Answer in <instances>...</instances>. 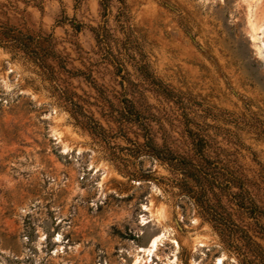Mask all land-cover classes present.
I'll return each mask as SVG.
<instances>
[{
  "label": "rangeland",
  "instance_id": "obj_1",
  "mask_svg": "<svg viewBox=\"0 0 264 264\" xmlns=\"http://www.w3.org/2000/svg\"><path fill=\"white\" fill-rule=\"evenodd\" d=\"M102 1L0 0V264H254L264 0Z\"/></svg>",
  "mask_w": 264,
  "mask_h": 264
},
{
  "label": "trees",
  "instance_id": "obj_2",
  "mask_svg": "<svg viewBox=\"0 0 264 264\" xmlns=\"http://www.w3.org/2000/svg\"><path fill=\"white\" fill-rule=\"evenodd\" d=\"M101 5H103V1L101 0ZM26 44L23 45V48L25 49ZM196 148L198 149L199 153H202L204 142L202 138H199L195 142ZM159 155V154H158ZM204 155V154H203ZM167 160H173L174 157H167ZM181 164H186V161L184 158L178 160ZM209 165L210 164V158L208 156H202L200 166L198 167H191L193 169H189L185 171V174L187 176L194 179L200 187L201 195L205 194L207 192L206 189L203 188L202 182L206 179L208 180V171L203 170V165ZM233 175V174H232ZM205 180V181H206ZM250 178L247 176H230V178L227 179V181L215 183V186L219 189H231L235 188L234 190H230L232 197L235 201V204L239 210H243L244 212H247L249 214V217L253 218V223L256 226H264V223H262V219L264 220V202H260V198L257 197L256 193H253L252 186L250 185ZM211 188V186H210ZM209 214V219L215 223L217 226H222L223 229L227 230L226 227L230 230L231 233L239 232V229L237 228H231L228 226H238L234 222V220L231 218L230 213L222 214L221 212H217L211 207V210H208L207 212ZM260 231L264 232V229L262 228ZM241 238L245 239L246 242L250 245L249 240L250 237L247 236V233L243 232L241 234ZM257 246V242H254ZM254 245L253 250L250 252V258L249 262H254V264H264V254L259 251V249Z\"/></svg>",
  "mask_w": 264,
  "mask_h": 264
},
{
  "label": "bare ground",
  "instance_id": "obj_3",
  "mask_svg": "<svg viewBox=\"0 0 264 264\" xmlns=\"http://www.w3.org/2000/svg\"><path fill=\"white\" fill-rule=\"evenodd\" d=\"M66 148V147H65ZM161 240V239H160ZM156 242H157V237L156 238H154L152 241H151V246L150 247H152V249H153V247H154V245L156 244ZM157 246V245H156ZM149 249V248H148ZM151 252V251H150ZM147 253V252H146ZM149 253V252H148ZM217 264H221V259H219L218 261H217Z\"/></svg>",
  "mask_w": 264,
  "mask_h": 264
}]
</instances>
